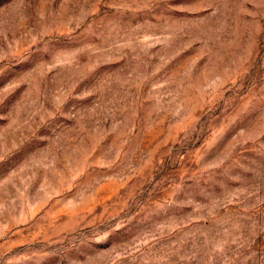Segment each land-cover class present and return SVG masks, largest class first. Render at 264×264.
I'll return each mask as SVG.
<instances>
[{"label":"rangeland","instance_id":"rangeland-1","mask_svg":"<svg viewBox=\"0 0 264 264\" xmlns=\"http://www.w3.org/2000/svg\"><path fill=\"white\" fill-rule=\"evenodd\" d=\"M0 264H264V0H0Z\"/></svg>","mask_w":264,"mask_h":264}]
</instances>
